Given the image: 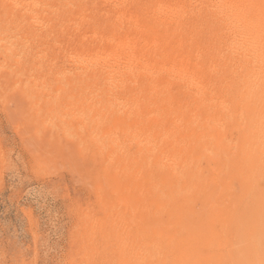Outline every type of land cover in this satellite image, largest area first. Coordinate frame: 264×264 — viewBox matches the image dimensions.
I'll return each instance as SVG.
<instances>
[{"label":"bare ground","instance_id":"6f19581e","mask_svg":"<svg viewBox=\"0 0 264 264\" xmlns=\"http://www.w3.org/2000/svg\"><path fill=\"white\" fill-rule=\"evenodd\" d=\"M53 7L28 19L73 47L53 92L90 109L82 152L111 212L88 218L110 264H264V0Z\"/></svg>","mask_w":264,"mask_h":264},{"label":"rangeland","instance_id":"374dc122","mask_svg":"<svg viewBox=\"0 0 264 264\" xmlns=\"http://www.w3.org/2000/svg\"><path fill=\"white\" fill-rule=\"evenodd\" d=\"M26 1L0 0V264H110L88 218L103 222L111 212L98 202L95 163L82 152L90 109L78 91L53 92L56 75L73 72V47L61 51L57 27L42 32L28 19L62 0Z\"/></svg>","mask_w":264,"mask_h":264}]
</instances>
